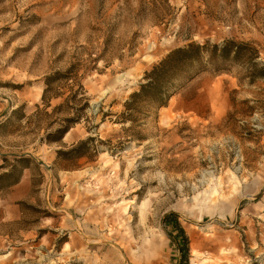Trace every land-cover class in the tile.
Listing matches in <instances>:
<instances>
[{
    "label": "rangeland",
    "instance_id": "obj_1",
    "mask_svg": "<svg viewBox=\"0 0 264 264\" xmlns=\"http://www.w3.org/2000/svg\"><path fill=\"white\" fill-rule=\"evenodd\" d=\"M226 41L259 55L216 59L155 116L121 124L169 52ZM72 63L89 109L46 145L26 118L43 77ZM261 66L264 0H0V125L23 109L0 128V264H178L168 215L188 264H264V82L246 78ZM90 137V160L58 155Z\"/></svg>",
    "mask_w": 264,
    "mask_h": 264
},
{
    "label": "trees",
    "instance_id": "obj_2",
    "mask_svg": "<svg viewBox=\"0 0 264 264\" xmlns=\"http://www.w3.org/2000/svg\"><path fill=\"white\" fill-rule=\"evenodd\" d=\"M253 53V54H252ZM259 55L256 50H252L247 43H237L226 41L222 45H210L206 42L203 45L190 43L184 47L177 48L169 52L159 60L148 71L144 72L138 91L132 93L124 103L121 124L136 126L143 119L155 116L157 112L168 106L169 101L178 95L189 83L198 76L207 72L214 60L224 64H252L250 56ZM80 66L70 64L63 71H53L42 79L41 106H36V112L30 117L22 118L37 120V125L45 124L48 133L40 139L46 145H58L69 131L80 124L85 112L89 109V98L81 84L82 76L79 74ZM250 84L260 80L264 82V66L257 73L246 75ZM66 95V96H65ZM62 100L61 103L52 108L51 113L47 109L51 108V103ZM23 111L19 108L12 112L11 116L2 124L0 128L7 127L17 115ZM93 138L80 141L67 152H57L66 161H76L83 158L90 160L98 153L91 143ZM101 145H104L100 142ZM3 161H6L3 159ZM21 162V160H19ZM5 168L3 166L0 169ZM3 174L0 177H7ZM166 227H172L175 238L181 239L178 245L180 260L178 264H188V240L182 228L177 222L176 216L168 215L164 218Z\"/></svg>",
    "mask_w": 264,
    "mask_h": 264
},
{
    "label": "water",
    "instance_id": "obj_3",
    "mask_svg": "<svg viewBox=\"0 0 264 264\" xmlns=\"http://www.w3.org/2000/svg\"><path fill=\"white\" fill-rule=\"evenodd\" d=\"M40 166H43L45 169H48L43 163H39Z\"/></svg>",
    "mask_w": 264,
    "mask_h": 264
},
{
    "label": "bare ground",
    "instance_id": "obj_4",
    "mask_svg": "<svg viewBox=\"0 0 264 264\" xmlns=\"http://www.w3.org/2000/svg\"><path fill=\"white\" fill-rule=\"evenodd\" d=\"M191 256L194 257V253H193V252H191ZM191 264H192V263H191Z\"/></svg>",
    "mask_w": 264,
    "mask_h": 264
}]
</instances>
